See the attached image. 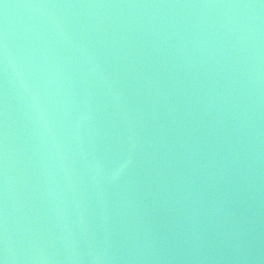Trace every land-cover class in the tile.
Masks as SVG:
<instances>
[{"label":"water","instance_id":"water-1","mask_svg":"<svg viewBox=\"0 0 264 264\" xmlns=\"http://www.w3.org/2000/svg\"><path fill=\"white\" fill-rule=\"evenodd\" d=\"M4 264H264V0H0Z\"/></svg>","mask_w":264,"mask_h":264},{"label":"snow or ice","instance_id":"snow-or-ice-1","mask_svg":"<svg viewBox=\"0 0 264 264\" xmlns=\"http://www.w3.org/2000/svg\"><path fill=\"white\" fill-rule=\"evenodd\" d=\"M0 264H4V260L3 259H0Z\"/></svg>","mask_w":264,"mask_h":264}]
</instances>
